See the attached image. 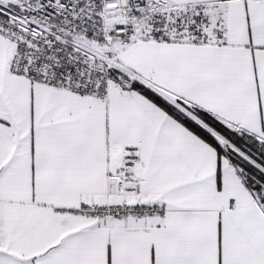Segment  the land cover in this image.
<instances>
[{
  "label": "snow or ice",
  "instance_id": "obj_1",
  "mask_svg": "<svg viewBox=\"0 0 264 264\" xmlns=\"http://www.w3.org/2000/svg\"><path fill=\"white\" fill-rule=\"evenodd\" d=\"M0 264H264V0H0Z\"/></svg>",
  "mask_w": 264,
  "mask_h": 264
}]
</instances>
